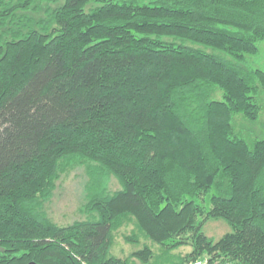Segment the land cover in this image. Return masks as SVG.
Segmentation results:
<instances>
[{"label":"trees","instance_id":"trees-1","mask_svg":"<svg viewBox=\"0 0 264 264\" xmlns=\"http://www.w3.org/2000/svg\"><path fill=\"white\" fill-rule=\"evenodd\" d=\"M262 39L264 0H0V264H264V137L234 129ZM76 167L84 217L58 225Z\"/></svg>","mask_w":264,"mask_h":264},{"label":"rangeland","instance_id":"rangeland-1","mask_svg":"<svg viewBox=\"0 0 264 264\" xmlns=\"http://www.w3.org/2000/svg\"><path fill=\"white\" fill-rule=\"evenodd\" d=\"M257 48L258 50L255 54L246 55L245 63L250 68L264 70V39L258 41ZM212 97L220 99V91L216 90ZM259 101L261 109L257 119L250 120L240 115L234 117L235 132L248 142L252 138L264 137V94L261 95ZM85 181L86 177L81 167H76L68 173L62 174L56 181L52 196L46 203L47 215L53 222L58 225H66L84 217L79 209L84 197ZM110 185L119 187L113 178L110 181ZM202 230L207 236L217 239L225 232L230 231V227L224 220L217 219L206 221ZM131 249L132 246L130 244H125L118 238L113 247V253L121 255L122 253H128ZM188 249L189 246H185L180 250L186 252Z\"/></svg>","mask_w":264,"mask_h":264},{"label":"built area","instance_id":"built-area-1","mask_svg":"<svg viewBox=\"0 0 264 264\" xmlns=\"http://www.w3.org/2000/svg\"><path fill=\"white\" fill-rule=\"evenodd\" d=\"M184 264H234L231 261L215 256L211 253H204L195 259L189 260Z\"/></svg>","mask_w":264,"mask_h":264},{"label":"water","instance_id":"water-1","mask_svg":"<svg viewBox=\"0 0 264 264\" xmlns=\"http://www.w3.org/2000/svg\"><path fill=\"white\" fill-rule=\"evenodd\" d=\"M29 264H36V263L30 262Z\"/></svg>","mask_w":264,"mask_h":264}]
</instances>
